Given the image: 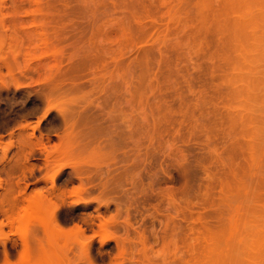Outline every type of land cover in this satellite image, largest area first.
Listing matches in <instances>:
<instances>
[{
  "label": "rangeland",
  "instance_id": "374dc122",
  "mask_svg": "<svg viewBox=\"0 0 264 264\" xmlns=\"http://www.w3.org/2000/svg\"><path fill=\"white\" fill-rule=\"evenodd\" d=\"M0 264H264V0H0Z\"/></svg>",
  "mask_w": 264,
  "mask_h": 264
},
{
  "label": "bare ground",
  "instance_id": "6f19581e",
  "mask_svg": "<svg viewBox=\"0 0 264 264\" xmlns=\"http://www.w3.org/2000/svg\"><path fill=\"white\" fill-rule=\"evenodd\" d=\"M28 260V259H27Z\"/></svg>",
  "mask_w": 264,
  "mask_h": 264
}]
</instances>
